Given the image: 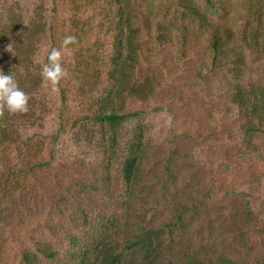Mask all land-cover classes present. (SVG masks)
I'll list each match as a JSON object with an SVG mask.
<instances>
[{
  "label": "rangeland",
  "instance_id": "374dc122",
  "mask_svg": "<svg viewBox=\"0 0 264 264\" xmlns=\"http://www.w3.org/2000/svg\"><path fill=\"white\" fill-rule=\"evenodd\" d=\"M43 1L0 0V22L12 17L31 29L40 22H54L64 28L65 36L71 35L66 26L74 10L67 0H45L49 11L39 15L36 10ZM166 1L136 0V26L154 33L162 16L148 17V5ZM258 1L232 0L229 21L239 35L262 26L264 30V18H253L250 9ZM100 2L80 4L82 33L70 46L71 55L64 57L69 75L56 91L42 81L41 65L34 57L47 62L48 52L60 43L42 36L35 51L21 60L20 43H4H13L12 55L19 61L10 69L21 71L25 83L36 84L29 95L28 116H6L19 135L16 143L0 146V172L7 176L14 169L24 170L29 186L8 209L2 210L6 201L0 200V264H26L23 250L36 251L37 242L57 251L54 258L42 256L40 264H77L71 252L85 251V246L99 241L97 237L107 238L115 249L148 228L165 229L168 239L169 224L178 222L181 214L183 226L174 228L176 242L162 248L167 258L160 264H223L219 257L233 259L234 264H264V133L246 137V118L232 110L222 93L223 75L232 76L227 69L210 74L208 82L203 79L211 64L204 32L185 50L178 40L160 46L144 34L138 66L127 72L133 79H147L154 94L145 101H130L127 110L142 112L125 124L117 151L109 142L110 131L85 118L98 88L88 82L79 86L83 74L77 62L96 50L107 61L114 44L98 14L99 5L104 7ZM165 21H172L174 28L197 27L178 12ZM184 51L194 52L193 57H185ZM248 63L245 77L251 83L264 72V55H250ZM107 66L97 63L94 70L107 77ZM63 88H68L65 102ZM137 126L145 129V152L136 177L127 183L124 148ZM102 220L107 221L101 225ZM73 238L76 244L70 242ZM90 253L89 264L94 259Z\"/></svg>",
  "mask_w": 264,
  "mask_h": 264
},
{
  "label": "trees",
  "instance_id": "16d2710c",
  "mask_svg": "<svg viewBox=\"0 0 264 264\" xmlns=\"http://www.w3.org/2000/svg\"><path fill=\"white\" fill-rule=\"evenodd\" d=\"M53 1L55 4L60 3V0ZM99 1L85 0L83 6L87 5V3H99ZM101 1L100 4L104 7H102V11L99 5L98 14L105 22L103 26L106 28V34L110 31V36L114 38L112 55L107 61H102V52L100 50L90 52V58L77 62V69L79 73L83 74L81 77L83 78L81 82H83L79 86L88 82L98 88L95 102L91 105V114L86 115L85 118L89 119L90 122L101 124L104 129L107 128L110 131L111 138L109 142L114 151L118 149L119 138L125 137L122 134L125 124L142 112V109L127 110L126 108L130 105V101L135 99L145 101L150 95L154 94V88L151 83L147 82V79L143 81L133 79L134 77L132 78L127 72L128 68L133 69L138 66L139 51L146 36L144 34L152 35V39L160 46H165L178 40L179 43H182L185 50L186 44L187 46L195 45L200 38L201 31L202 34L204 32L211 64L210 67L207 65L209 74L204 73L203 79L208 82L211 79L210 74L214 75V73H220L227 69L232 76L223 75L225 79L222 83V93L224 98L228 100L232 110L246 118L244 125L246 137L250 138L253 136L254 138L256 134L264 133V72L257 73V77H253L251 83H247L245 77L246 69L249 66V56L253 54L264 55V30L262 26L257 29H250L249 32L246 31V33L239 35L237 28L229 21L232 0H173L168 3L167 0L164 3H150L148 6H150L151 11H148V17L153 14L162 16L161 19L157 20V24L155 23L156 31L154 33H144L141 27L136 26V20L134 19L136 18V9L132 8L136 0ZM82 2L83 0H67L70 9L74 10L72 12L74 18L72 16L68 18L69 23L66 29L77 39L82 33L79 26L81 17L79 19L78 16L79 13L80 15L84 13L81 8L83 6L80 5ZM44 3L45 0L36 10L39 15L49 11ZM250 9L253 11V18L259 21L263 20L264 0H259ZM55 10L56 8L51 11ZM176 12L183 18L188 19V21L195 23L197 25L196 29L192 30L186 24L174 28L172 21H165L167 15ZM4 22H0V33L2 34L0 59H3L5 64L0 65V71L5 75L13 73L19 86L30 95L33 85L36 83L34 81L30 84L25 83L21 71L16 73L10 69L13 65H16L15 62L19 63V61H16V56L13 57L12 52L7 50L8 45L4 44L5 41L12 40L14 46L20 43L22 46L21 57H18H20V60L22 58L28 59L29 55L35 51L36 43L42 39V36H45L49 43L61 44L65 36L64 28L62 27V29L59 24H54V22L47 26H45V23L41 24L40 22L36 29L23 28L21 26L22 22L12 17L8 23ZM151 27L145 28L146 32ZM95 43H100V39L96 40ZM90 47L91 44L87 46V51H91L89 50ZM185 53L187 55L185 57L191 59L194 52L188 53L184 51L183 54ZM97 63L108 64L107 77H102L96 67L94 70V64L97 66ZM83 67L85 69H82ZM24 70L28 71V68H24ZM203 71L205 70L203 69ZM67 90L68 88L62 89L63 102L66 101ZM21 115L26 117L28 112ZM6 116L9 117L7 110L0 115V146L16 143L18 140L17 136L19 133L14 129L13 125H10V120ZM62 123L61 121V126ZM61 128H64V125ZM254 143L253 149L256 147ZM145 145V129L142 126H137L124 148L122 167L123 176L127 183L133 182L134 177L138 173L145 152ZM26 180L27 175L24 170L14 169L7 176L0 172V200L2 198L6 201L5 205L1 206L2 210L11 207V204L26 190V187L29 186L27 185L28 183L24 182ZM178 218V222L175 221L169 224L171 233L168 239L164 234L165 229L148 228L141 235H137L126 242L123 248L115 249L108 243L107 238L103 237L101 239L97 237L98 242L85 246V251L71 252L70 257L75 259L77 264H89V259H91V253L89 254V252L92 251L94 259L91 260V264H160L161 260L167 258L162 248H164L165 244L167 246L169 243L173 244L176 242L173 240L175 236L174 228L180 224L181 227L183 226L182 214ZM85 220L87 221L88 218L86 217ZM108 220L111 221V219ZM106 221L102 220L101 225L105 224ZM70 242H73V244L77 243L74 238ZM56 255L57 251L53 247L37 242L36 251L29 248L24 249L22 257L26 264H40L42 256L54 258ZM219 258L222 261L220 263L234 264L233 259ZM209 264L215 263L211 262Z\"/></svg>",
  "mask_w": 264,
  "mask_h": 264
},
{
  "label": "clouds",
  "instance_id": "9594fccd",
  "mask_svg": "<svg viewBox=\"0 0 264 264\" xmlns=\"http://www.w3.org/2000/svg\"><path fill=\"white\" fill-rule=\"evenodd\" d=\"M77 38L74 35H66L61 41L60 47H53L47 54V62L39 57H34V62L41 65V77L52 91L58 90L62 80L68 77L69 72L64 67L63 60L66 55H71V45H74ZM7 50L12 51L9 45ZM30 96L19 86L13 73L5 75L0 71V115L5 110L9 114H25L29 108Z\"/></svg>",
  "mask_w": 264,
  "mask_h": 264
}]
</instances>
